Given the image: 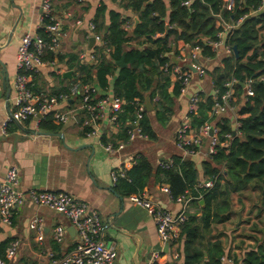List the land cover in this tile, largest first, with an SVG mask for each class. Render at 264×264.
Segmentation results:
<instances>
[{"label": "trees", "instance_id": "1", "mask_svg": "<svg viewBox=\"0 0 264 264\" xmlns=\"http://www.w3.org/2000/svg\"><path fill=\"white\" fill-rule=\"evenodd\" d=\"M113 1L118 3L119 10L107 12L102 5L93 20L95 32L100 33L105 42L102 46L94 47V59L83 62L77 52L51 51H46L43 59L56 58L59 66L73 70L71 79L58 75L62 85L56 92L65 90V84L79 81L96 85L103 92L101 95L109 93L123 101L115 121L118 130L112 136L124 141L139 105L144 104L145 95L150 96L151 102L156 94L159 96V100L153 102V114L161 124H166L172 117L173 99L182 92L184 85L181 80L172 81L161 66L166 62L176 64L171 57L179 54L177 41L182 40L190 49L198 47L202 57L214 58L215 50L209 40H217L221 28L215 23V17L220 14L228 19L233 15L222 9L224 0H192L188 6L182 4L185 0ZM258 4V0H243V9H238L234 18L251 6L256 8ZM134 16L138 17V23L132 29ZM127 22L130 23L129 28H126ZM262 31L264 10L245 18L230 33L226 41L236 46L238 57L226 55L221 67L216 66L208 72L215 95L198 93V102L189 113L194 130L206 121L213 122L214 117L209 116V110L215 102L220 101L225 91L224 83L235 78V98L231 101L238 113L235 133L228 120L217 121L222 139L227 133L232 135L229 145L218 146L216 153L201 163L200 169L190 159L173 156L170 168L153 170L143 155H134V162L125 167V177H120L115 183V189L127 196L142 191L150 177L154 176L156 181H164L168 185L173 199L182 195L190 197L189 205L192 202L199 214L187 213L188 219L182 227L178 248L182 264H220L221 256L227 251L213 228L215 224L227 222L232 215L233 193L239 195L247 188L257 191V215L264 213V83L255 81L251 96H245L243 87L248 78L264 74ZM37 33L44 36L40 28ZM107 48L108 52L105 51ZM122 54L125 65L119 67L116 62ZM114 72L115 78L110 83L109 77ZM32 80L35 83L34 78ZM33 88L39 91L35 84ZM148 113L145 109L141 111L138 126L144 136L154 139L156 135ZM57 125L52 115H47L40 123L42 128L49 130H56ZM201 177L213 179V186L206 190L198 188ZM199 194L201 198H195ZM263 227L252 225L251 230L255 234L242 233L244 238L254 243L242 249L240 256L243 264H264ZM8 245H0V257L4 256Z\"/></svg>", "mask_w": 264, "mask_h": 264}, {"label": "crops", "instance_id": "2", "mask_svg": "<svg viewBox=\"0 0 264 264\" xmlns=\"http://www.w3.org/2000/svg\"><path fill=\"white\" fill-rule=\"evenodd\" d=\"M52 2L56 14L64 15L66 12L70 14V17L64 19V35L57 49L60 53L87 52L89 38L92 36L88 23L93 22L98 8L104 5L107 12L119 10L118 3L113 0H52ZM40 14V0H0V128L6 114L13 107L15 56L19 40L26 32H38ZM77 19L82 21L81 25H76ZM216 22L219 21L215 20ZM261 34L264 36V31ZM96 45L97 42L94 40L92 47ZM176 46L179 51L175 57L177 64L183 68L191 66L190 48L182 40H178ZM214 50V58L198 56L197 63L204 66L205 75L199 76L192 68L193 75L185 89L173 99V115L166 124H161L156 119L153 109L148 113L156 135L154 139L146 136L136 137L119 153L109 154L94 136H87L81 130L77 120L57 122L59 125L56 130L44 129L40 124L35 128L33 121L21 127L10 126L6 134H2L0 130V180L9 167L15 166L18 169L19 187L24 191L29 189L63 191L86 201L101 218L104 239L113 243L117 249L115 264H148L150 259H153V264H182L179 256L177 258L171 256V247L166 248V245L159 241L153 217L140 205L131 203L128 195L120 194L115 189L110 173L118 163H126L134 155L139 154L148 160L153 170L159 168L160 162L173 156L190 159L199 169L203 161L210 159L206 154L207 138L202 139L201 146L195 154L183 156L176 146L175 133L180 125L190 122L188 101L191 95L198 93L205 96L215 95L216 91L208 72L216 66L221 67L222 59L229 54L222 48ZM60 67L63 70L62 74L71 70L64 65ZM58 75L51 71V67H42L34 77V84L39 91L55 93L62 85ZM115 75L116 72L109 77L110 83ZM170 79L174 81L171 77ZM98 92L103 93L99 88ZM151 103L153 105V102ZM63 107L62 104L57 106L60 109ZM237 119V112L226 110L214 117L213 121L228 120L230 126L235 128ZM104 130L110 134V138L116 139L112 136L118 130L115 126L105 124ZM200 180L205 181L207 178L201 177ZM165 184L164 181L158 182L151 176L142 191L161 207L175 212L179 208V203L160 190ZM188 213L199 214L192 202L188 207ZM35 215L41 216L44 222L41 240L37 239L36 233L28 225L29 220ZM57 225H62L66 229L61 241L53 239V231ZM235 227L237 228L236 225ZM225 235L229 236L228 241ZM232 236L228 231L218 236L227 254L240 256L242 249L254 244L251 239L244 237L241 238L244 243H240L239 236L235 238ZM15 240L18 241L16 255L6 260L5 264H50V254L61 257L73 248L76 233L64 215L26 201L13 209L11 224L6 225L0 221V245ZM154 253H157L156 257H153Z\"/></svg>", "mask_w": 264, "mask_h": 264}, {"label": "built area", "instance_id": "3", "mask_svg": "<svg viewBox=\"0 0 264 264\" xmlns=\"http://www.w3.org/2000/svg\"><path fill=\"white\" fill-rule=\"evenodd\" d=\"M191 1L185 0L182 4L188 6ZM258 1L259 4L256 8L251 6L234 18L235 12L238 9H243V0H224L222 9L231 13L233 16L224 19L220 14L216 15L215 20L219 21L216 24L220 25L221 28L217 33V40H209L213 49L222 48L226 54H233L232 46L226 39L245 18L256 15L258 12L264 10V0ZM40 8L39 28L43 30L44 36L39 35L37 32H26L19 40L15 56L16 74L13 81V107L1 123V133L6 134L10 125L21 127L31 121L34 122L33 124L36 128L47 115H52L58 123H66L70 120L75 121L77 120L75 116H77L81 130L85 131L87 129L84 132L87 136H94L99 145L107 153H119L128 142L134 140L136 137L144 136L141 128L138 126L141 111L145 109L144 104L139 105L135 120L132 122L131 129L127 132V140L123 141L117 138H110V134H107L104 130L105 124L115 126L117 113L121 111L123 105V101L120 98L109 93L101 95L96 85L81 83L79 81L65 84V90L55 93L34 90L32 79L42 67H51V71L59 75L63 72L62 68L58 66L56 58L53 60H44L43 55L46 51L57 52L64 35V19L65 17H70L68 12L64 13V15L56 14L52 0H40ZM75 23L76 25H81L82 21L77 19ZM129 27L130 23L127 22L126 28ZM88 29L94 37L95 42H97L96 46L105 44L102 35L95 32L93 22L88 23ZM105 51L108 52L109 48ZM94 53V47H92L87 52H79L78 57L80 60H92L94 59ZM199 55L200 49L198 47L191 48L189 53L192 61L191 66L183 68L177 63L172 64L166 62L161 66V70L168 73L173 80H181L184 85L183 91L193 75L192 68L199 76L205 75L204 66L197 63ZM262 61L264 64V56L262 57ZM255 81L264 83V74L259 75L257 78H248L243 83L245 96L253 95L252 85ZM236 84L237 80L233 77L224 83L225 91L220 96V101L215 102L211 106L209 116L217 117L226 110L233 113L237 112L235 107L231 105V101L235 98ZM197 95L193 94L189 97V113L194 110L198 102ZM158 100L159 96L156 94L152 102H157ZM58 104H62L64 107L61 109L57 108ZM237 126L238 121L236 123ZM236 127L234 131H236ZM103 135L106 139L105 141H103ZM231 137L232 135L227 133L222 139L220 127L217 122L206 121L197 130L192 129L191 123L188 122L183 123L177 128L175 143L183 156H185L195 154L201 146L202 139L207 138L206 154L211 156L216 153L218 146L227 147ZM133 162L134 159L132 157L126 163H118L111 170L110 175L113 184L120 177H125V167L130 166ZM172 165L173 159L168 158L160 162L159 167L170 168ZM213 184V179H207L198 182L197 187L206 190L211 188ZM160 190L173 199L168 185H162ZM195 198L200 199L201 194ZM128 200L131 203L143 207L153 217L159 241L171 247V256L177 258L179 256L177 246L181 238L182 227L188 219L187 213L190 197L182 195L173 199L179 203V208L175 212L161 207L158 202L148 198L144 191L129 194ZM26 201H31L64 215L75 229L76 242L73 248L61 257H54L50 254V264H115L117 249L113 243L106 242L104 239L101 218L95 210L91 209L86 201L63 191L49 189H29L24 191L19 187L18 169L15 166H11L6 170L3 179L0 180V221L6 225L11 224L13 209ZM28 225L36 233L37 239L41 240L44 230L43 218L35 215L29 220ZM65 232L66 229L64 226H55L53 239L55 241H61ZM17 247L18 241H11L5 250L4 256L0 257V264H5L6 260L13 258L16 255ZM156 256L157 253H154L153 257ZM148 264H153V259H150ZM220 264L243 263L241 256L224 254L220 258Z\"/></svg>", "mask_w": 264, "mask_h": 264}, {"label": "rangeland", "instance_id": "4", "mask_svg": "<svg viewBox=\"0 0 264 264\" xmlns=\"http://www.w3.org/2000/svg\"><path fill=\"white\" fill-rule=\"evenodd\" d=\"M180 64L182 65V62H180ZM231 199H232V207L234 212H232V215L230 216L227 222L221 224H215L213 228V232L214 234L217 235L219 234V236H221L222 234H225L226 231H228V234H232L234 238L239 236L238 241L240 243H244L241 239L244 237L242 233L244 234L254 233L251 230L252 225H258L259 227L264 226V213H262V215L260 216L257 215L256 204H258V199H259L258 192L253 191L250 188H247L239 195L233 193L231 195ZM235 211H239L241 214V221L238 224L237 229H235L236 228L235 225L238 221V215ZM226 238L228 241L229 236L227 235Z\"/></svg>", "mask_w": 264, "mask_h": 264}, {"label": "water", "instance_id": "5", "mask_svg": "<svg viewBox=\"0 0 264 264\" xmlns=\"http://www.w3.org/2000/svg\"><path fill=\"white\" fill-rule=\"evenodd\" d=\"M137 23H138V17H137V16H134V18H133V24H132V29L136 26ZM93 43H94V37L91 36V37L89 38L88 49H91ZM232 49H233V54H234V56L237 58V57H238V50H237L236 46H235V45L232 46ZM172 60L174 61V63H177V62H178L177 59H176L175 57H173ZM116 64H117L119 67H122V66L125 65V63H124V54H122L121 58L119 59V61L116 62ZM72 72H73L72 70L65 71V72L62 74V77H63V78H67V79H69V78L71 79V77H72ZM144 108H145V110H146L147 112H150V111H152V109H153V105H152V103H151V99H150V96H149V95H145V99H144ZM75 119H77V121H78V117H77V116H75ZM233 133H235V131H233ZM201 202H202V201H201ZM235 212H236L237 215H238V221H237V223H236V226H238V224H239L240 221H241V214H240L239 211H235ZM73 229H74V227H73ZM74 230H75V229H74ZM166 248H167V245H166ZM166 248H165V249H166Z\"/></svg>", "mask_w": 264, "mask_h": 264}]
</instances>
